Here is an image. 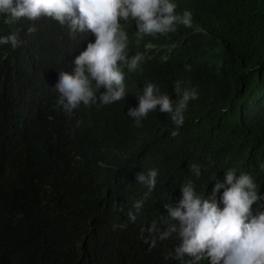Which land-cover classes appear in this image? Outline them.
Listing matches in <instances>:
<instances>
[{"label":"trees","instance_id":"1","mask_svg":"<svg viewBox=\"0 0 264 264\" xmlns=\"http://www.w3.org/2000/svg\"><path fill=\"white\" fill-rule=\"evenodd\" d=\"M208 11L207 35L189 33L194 43L182 57L198 99L179 135L148 143L142 162L121 158L91 128L97 106L81 105L71 117L57 106L59 72L75 67L67 40L51 33L0 48V264H153L150 215L130 221L133 196L106 206L108 184L138 167L158 170L153 192L194 176L209 197L235 169L264 197V0H210ZM125 122L114 110L111 129Z\"/></svg>","mask_w":264,"mask_h":264},{"label":"clouds","instance_id":"2","mask_svg":"<svg viewBox=\"0 0 264 264\" xmlns=\"http://www.w3.org/2000/svg\"><path fill=\"white\" fill-rule=\"evenodd\" d=\"M209 6L210 0H0V48L21 47V37L66 39L75 67L59 72L57 106L69 117L81 105L97 106L91 128L106 133L121 158L142 162L148 143L179 135L189 102L198 99L182 57L194 43L189 33L207 35ZM173 69L184 74L172 79ZM114 110L126 121L118 131L110 126ZM191 171L200 177L199 165ZM146 173L138 167L111 181L105 198L113 210L122 197H135L132 222L150 215L144 229L153 264H264V197L249 174L226 170L207 197L194 176L153 192L158 170Z\"/></svg>","mask_w":264,"mask_h":264},{"label":"bare ground","instance_id":"3","mask_svg":"<svg viewBox=\"0 0 264 264\" xmlns=\"http://www.w3.org/2000/svg\"><path fill=\"white\" fill-rule=\"evenodd\" d=\"M66 40V39H65ZM145 75H147L146 73H144Z\"/></svg>","mask_w":264,"mask_h":264}]
</instances>
